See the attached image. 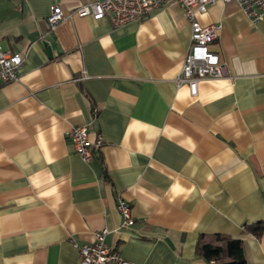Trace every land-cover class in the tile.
<instances>
[{
	"label": "crops",
	"instance_id": "crops-1",
	"mask_svg": "<svg viewBox=\"0 0 264 264\" xmlns=\"http://www.w3.org/2000/svg\"><path fill=\"white\" fill-rule=\"evenodd\" d=\"M94 1L0 0V52L25 57L0 86V264H77L73 244L102 228L135 264H210L194 253L202 233L239 237L264 264V231L241 233L264 220V18L222 0L195 13L225 28L209 47L228 75L193 94L174 80L191 35L179 5L118 28L78 15L49 28L53 5ZM79 125L104 141L90 161L67 139ZM118 199L133 222L114 231Z\"/></svg>",
	"mask_w": 264,
	"mask_h": 264
},
{
	"label": "built area",
	"instance_id": "built-area-1",
	"mask_svg": "<svg viewBox=\"0 0 264 264\" xmlns=\"http://www.w3.org/2000/svg\"><path fill=\"white\" fill-rule=\"evenodd\" d=\"M217 0H99L77 5L72 11L65 13L58 5L50 8L47 23L50 29L63 19L72 15L91 17L99 20L106 18L113 28L145 18L154 10L168 3L180 6L187 18L190 28V45L185 54L180 72L175 77L177 85L187 84L191 93L197 91V83L203 78H220L228 75L225 64L220 56L209 46L225 34L221 24L203 26L195 19L196 12H205ZM235 1L242 12L252 23L264 18V0H222ZM25 63V57L19 52H0V86L16 81L19 70ZM94 115L97 109H93ZM87 125L73 126L67 133L73 151L84 161L93 159L103 145V138L97 135L94 141L88 139ZM116 209L121 216L120 225L114 230L127 229L133 222L131 203L125 199H118ZM108 229L102 228L94 233V240L90 244L74 243L78 251L77 264H135L125 260L117 247L105 241Z\"/></svg>",
	"mask_w": 264,
	"mask_h": 264
},
{
	"label": "trees",
	"instance_id": "trees-1",
	"mask_svg": "<svg viewBox=\"0 0 264 264\" xmlns=\"http://www.w3.org/2000/svg\"><path fill=\"white\" fill-rule=\"evenodd\" d=\"M103 175L106 177L104 167ZM263 231L264 220L245 224L241 229L242 234H251L256 238H259ZM194 253L210 264H252L246 258L243 240L228 234H199L194 245Z\"/></svg>",
	"mask_w": 264,
	"mask_h": 264
},
{
	"label": "water",
	"instance_id": "water-1",
	"mask_svg": "<svg viewBox=\"0 0 264 264\" xmlns=\"http://www.w3.org/2000/svg\"><path fill=\"white\" fill-rule=\"evenodd\" d=\"M47 54H48V55L51 54V50L49 49V47H47Z\"/></svg>",
	"mask_w": 264,
	"mask_h": 264
}]
</instances>
